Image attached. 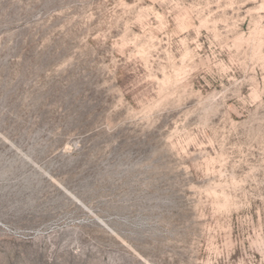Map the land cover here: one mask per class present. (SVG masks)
<instances>
[{
	"label": "rangeland",
	"instance_id": "obj_1",
	"mask_svg": "<svg viewBox=\"0 0 264 264\" xmlns=\"http://www.w3.org/2000/svg\"><path fill=\"white\" fill-rule=\"evenodd\" d=\"M0 264H264V0H0Z\"/></svg>",
	"mask_w": 264,
	"mask_h": 264
}]
</instances>
